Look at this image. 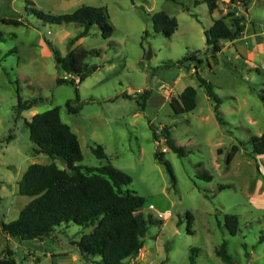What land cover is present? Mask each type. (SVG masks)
Returning <instances> with one entry per match:
<instances>
[{"label": "rangeland", "instance_id": "1", "mask_svg": "<svg viewBox=\"0 0 264 264\" xmlns=\"http://www.w3.org/2000/svg\"><path fill=\"white\" fill-rule=\"evenodd\" d=\"M234 2L219 0V8L211 13L206 0H0L1 254L12 249L17 264H92L75 242L93 226L63 222L41 240H21L2 230V222L17 219L32 200L19 193V181L30 164L56 162L66 168L63 160L35 152L26 124L36 113L60 107L61 119L79 138L81 164L110 161L131 176L126 188L146 199L143 212L163 220L149 225L143 250L126 264H190L191 254L195 264H225L217 254L224 241L235 264H264V155L253 156L250 142L264 134V0H249L247 8L243 0ZM84 5L105 6L114 32L104 38L94 26L76 45L101 52L86 59L98 69L82 83L64 73L77 84H58L54 50L66 55L70 40L83 27L45 21L33 9L58 16ZM158 11L178 20L172 36L154 31L151 15ZM223 16L229 25L235 16H244L245 29L237 40L223 41L222 51L213 57L204 32ZM188 52L196 54V60L166 65ZM197 74L213 84L226 124L218 120L216 101ZM18 86L24 99H39L19 117ZM187 86L196 88L197 106L176 114L170 98ZM144 89L163 95L165 101L142 107L138 99ZM68 100L80 110L70 111ZM166 125L173 127L172 137L186 150L184 156L171 150L163 137L154 138V131L160 134ZM95 143L104 147L108 159L95 156ZM234 147L237 152L230 159ZM157 151L171 163L176 185L156 158ZM202 171L212 180L199 177ZM227 213L239 217L236 235L225 226Z\"/></svg>", "mask_w": 264, "mask_h": 264}, {"label": "trees", "instance_id": "2", "mask_svg": "<svg viewBox=\"0 0 264 264\" xmlns=\"http://www.w3.org/2000/svg\"><path fill=\"white\" fill-rule=\"evenodd\" d=\"M179 2L180 0H168ZM210 12L219 8V0H206ZM235 0H231L234 4ZM249 0H243L247 8ZM34 13L45 21L51 23H77L83 27L78 35L70 40V48L66 55L54 50L55 59L60 76L58 84L71 83L76 85L75 78H67L62 74H70L78 77V83H82L90 74L98 69L96 64H89L86 59L90 54L99 56L97 49L88 51L77 44L94 27H99L104 38H110L114 32V25L110 20L108 9L105 6L84 5L72 13L63 15H51L38 9ZM229 15H234L228 11ZM244 16H235L229 25L226 17L214 20L210 28L205 29L208 51L216 57L222 51L223 41L237 40L244 32ZM153 29L164 36H172L179 28L178 20L165 11H158L151 15ZM4 22L20 24V21L4 19ZM149 32H145L147 37ZM197 52V51H196ZM196 60V54L188 52L177 61L170 60L171 65H184L187 61ZM200 83L205 87L208 96L216 101L215 110L217 118L222 124H226L219 106L221 99L218 97L211 82L197 74ZM77 99H79L78 90ZM154 95L150 89H144L139 96L138 103L145 107L149 99ZM126 97L131 98L129 95ZM17 104L15 111L21 116L24 110L33 108L39 99H24L20 87L17 88ZM110 100H114L110 99ZM170 104L176 114H182L194 110L197 106V90L194 86H187L181 93L170 98ZM66 106L72 112H78L80 106H73L68 100ZM30 131V138L35 143L36 153H44L54 159L65 162L66 168H61L56 162L50 164H30L19 181V193L31 196L32 200L20 211L19 217L8 223L2 222V230L21 240L43 239L50 236L63 222H74L84 228L93 226L89 234H84L76 241L83 258L92 264H126L134 260L143 250L149 225L162 224L163 220L143 212L146 199L138 192L126 188L132 178L129 174L116 168L110 161L97 166H84L83 152L77 134L71 127L63 122L60 107H54L44 112L36 113L30 121H26ZM172 126L166 125L161 133L154 131V138L163 137L167 146L180 156L186 154V150L179 146L172 137ZM13 135L10 134L9 138ZM253 156L264 155V134L253 136L250 140ZM95 156L102 160L108 159L104 147L95 143L92 147ZM237 152L234 147L230 159ZM156 158L166 166L173 184L176 185V176L171 163L164 157V153L157 151ZM199 177L212 180V175L202 171ZM221 185L219 188H225ZM190 221L191 213L187 214ZM225 226L231 235L239 231V217L237 214L224 215ZM191 233L192 231L189 230ZM196 253L197 248H192ZM217 254L225 264H235L228 251L227 242L224 241L217 249ZM0 264H17L14 251L7 248L4 254L0 252ZM190 264H195L194 255L190 256Z\"/></svg>", "mask_w": 264, "mask_h": 264}, {"label": "water", "instance_id": "3", "mask_svg": "<svg viewBox=\"0 0 264 264\" xmlns=\"http://www.w3.org/2000/svg\"><path fill=\"white\" fill-rule=\"evenodd\" d=\"M149 55H151V50L149 51V53H148V56ZM165 97L163 96V95H161V94H157V95H153L150 99H149V101H148V103H149V105L150 106H158V105H160L161 103H163L164 101H165Z\"/></svg>", "mask_w": 264, "mask_h": 264}, {"label": "crops", "instance_id": "4", "mask_svg": "<svg viewBox=\"0 0 264 264\" xmlns=\"http://www.w3.org/2000/svg\"><path fill=\"white\" fill-rule=\"evenodd\" d=\"M156 94H159V93H156ZM155 95V94H154Z\"/></svg>", "mask_w": 264, "mask_h": 264}, {"label": "built area", "instance_id": "5", "mask_svg": "<svg viewBox=\"0 0 264 264\" xmlns=\"http://www.w3.org/2000/svg\"><path fill=\"white\" fill-rule=\"evenodd\" d=\"M131 264H134V263H131Z\"/></svg>", "mask_w": 264, "mask_h": 264}]
</instances>
